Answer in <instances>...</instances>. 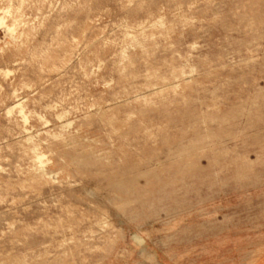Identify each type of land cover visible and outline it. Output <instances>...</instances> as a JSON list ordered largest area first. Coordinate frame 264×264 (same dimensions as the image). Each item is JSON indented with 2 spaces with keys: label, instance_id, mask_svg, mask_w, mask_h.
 <instances>
[{
  "label": "rangeland",
  "instance_id": "374dc122",
  "mask_svg": "<svg viewBox=\"0 0 264 264\" xmlns=\"http://www.w3.org/2000/svg\"><path fill=\"white\" fill-rule=\"evenodd\" d=\"M0 264H264V0H0Z\"/></svg>",
  "mask_w": 264,
  "mask_h": 264
},
{
  "label": "bare ground",
  "instance_id": "6f19581e",
  "mask_svg": "<svg viewBox=\"0 0 264 264\" xmlns=\"http://www.w3.org/2000/svg\"><path fill=\"white\" fill-rule=\"evenodd\" d=\"M26 117V116H25ZM35 156H37V158H40V155H35ZM43 158V157H42ZM140 238V237H139ZM139 241H141L140 239H139Z\"/></svg>",
  "mask_w": 264,
  "mask_h": 264
}]
</instances>
